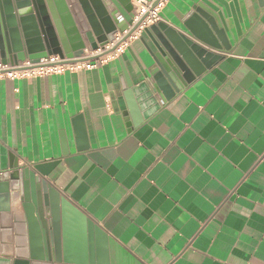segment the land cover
<instances>
[{
  "label": "crops",
  "instance_id": "0c3cea01",
  "mask_svg": "<svg viewBox=\"0 0 264 264\" xmlns=\"http://www.w3.org/2000/svg\"><path fill=\"white\" fill-rule=\"evenodd\" d=\"M196 9L228 49L204 46L212 66L144 101L136 124L123 92L150 77L145 32L95 70L0 80V160L57 193L63 259L264 264V0H168L162 23L197 42ZM10 213L14 244L29 246L23 203Z\"/></svg>",
  "mask_w": 264,
  "mask_h": 264
},
{
  "label": "water",
  "instance_id": "95a60500",
  "mask_svg": "<svg viewBox=\"0 0 264 264\" xmlns=\"http://www.w3.org/2000/svg\"><path fill=\"white\" fill-rule=\"evenodd\" d=\"M195 12L190 37L199 44L162 22L144 30L155 48L150 49L154 66L147 81L138 88L128 83L123 92L135 124L144 101L158 106L172 100L212 66L218 57L204 46L228 49L215 15ZM133 18L132 0H0V60L6 64L49 56L78 58L86 49L107 45L118 33L134 32L138 25ZM0 175V264H87L62 258L57 193L33 173L13 170L1 160ZM18 201L35 234L29 246L14 244L10 209Z\"/></svg>",
  "mask_w": 264,
  "mask_h": 264
},
{
  "label": "built area",
  "instance_id": "2783aa9c",
  "mask_svg": "<svg viewBox=\"0 0 264 264\" xmlns=\"http://www.w3.org/2000/svg\"><path fill=\"white\" fill-rule=\"evenodd\" d=\"M134 1V26L136 30L130 34V30L118 33L114 40L95 51L84 50L81 57L69 59L59 56H49L38 60L25 59L21 62L8 61L6 64L0 60L1 79H21L61 75L66 72L80 73L91 71L119 58L130 44L138 40L144 30L150 26L162 22L161 11L168 0H133Z\"/></svg>",
  "mask_w": 264,
  "mask_h": 264
}]
</instances>
